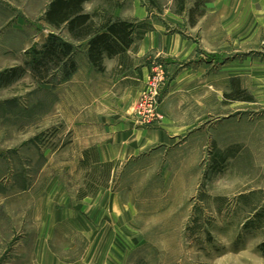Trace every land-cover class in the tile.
Segmentation results:
<instances>
[{
    "label": "rangeland",
    "instance_id": "374dc122",
    "mask_svg": "<svg viewBox=\"0 0 264 264\" xmlns=\"http://www.w3.org/2000/svg\"><path fill=\"white\" fill-rule=\"evenodd\" d=\"M4 1L0 74L17 72L0 80V264H264V79L235 78L264 37H209L215 0H90L95 21L133 23L134 45L145 27L197 45L183 67L150 53L91 71L87 42L43 20L52 0ZM51 33L74 48L68 78L32 70Z\"/></svg>",
    "mask_w": 264,
    "mask_h": 264
},
{
    "label": "crops",
    "instance_id": "0c3cea01",
    "mask_svg": "<svg viewBox=\"0 0 264 264\" xmlns=\"http://www.w3.org/2000/svg\"><path fill=\"white\" fill-rule=\"evenodd\" d=\"M223 3L220 4L218 0H215L208 4V9H206L207 14L205 13L204 16L201 18H208L209 24V37L211 38H225V48L228 47L229 39L232 38H240V40L248 39L251 37H264V0H222ZM4 0H0V6L5 5ZM228 6L233 7L234 13H230L228 11ZM200 19V21H201ZM214 27V28H213ZM20 49H23V42L24 36L22 35V40ZM135 46V48H134ZM217 46V45H216ZM218 47V46H217ZM134 49L132 54H130L129 50ZM123 54V56H127L126 58L132 59L133 62L136 64L142 58L147 56L150 53H155L156 56L162 55L164 60H168V65H176L179 67H183L185 63L189 62L192 58L196 55L197 45L196 43H192V41L186 40L182 35L179 34H165L162 29L159 30H150L146 32L143 37L134 45V43L128 48ZM227 50V49H226ZM227 53V52H226ZM225 53V54H226ZM127 54V55H126ZM121 55L114 56L113 58H108V65L114 66L115 68L119 69L122 66H119V59ZM87 58V57H86ZM138 58V59H137ZM216 58H220L218 53L209 54L207 56V63L211 66V61H216ZM170 59V61H169ZM211 59V60H209ZM113 60L114 63H113ZM85 66L91 71L93 70V65L88 61L85 60ZM247 62V59L244 60L242 63ZM173 63V64H172ZM175 63V64H174ZM229 63V62H227ZM224 65V67L227 65ZM134 64V65H135ZM256 65L252 67V73L249 72L248 67H243L240 70L239 75H236L235 78L239 77L242 79V83L246 84H255L260 79H264V60L258 59ZM243 65V64H242ZM136 66V65H135ZM186 67H190L186 66ZM151 66L149 64L145 65V67L141 69H132V73L134 77H141L142 79L146 78L151 70ZM185 69V67L183 68ZM187 69V68H186ZM131 70V69H130ZM179 73H177L173 79L178 78ZM183 75H187L184 73ZM216 76V72H215ZM234 78V77H232ZM72 79V78H71ZM130 79V76H126V78H121L120 80ZM185 79V78H184ZM249 87V86H247ZM186 92L185 89L178 90L177 92ZM190 91V90H189ZM262 91L260 90H256ZM176 92V91H174ZM188 92V91H187ZM252 99L256 103L259 101V97H254ZM100 101L98 97L97 102ZM116 156L112 157L113 159L110 160H117L114 159ZM75 228H77L75 226ZM47 252V251H46ZM46 257L45 260L48 264L56 263V258L52 255V253H42ZM41 255V256H43Z\"/></svg>",
    "mask_w": 264,
    "mask_h": 264
},
{
    "label": "trees",
    "instance_id": "16d2710c",
    "mask_svg": "<svg viewBox=\"0 0 264 264\" xmlns=\"http://www.w3.org/2000/svg\"><path fill=\"white\" fill-rule=\"evenodd\" d=\"M90 0H52L44 13L43 20L57 31L65 30L75 42H87V60L98 70L104 58H113L123 55L132 44V36L135 27L129 21L100 17V21L94 20L95 16L84 13L83 5ZM197 6V4H196ZM146 25V24H145ZM150 28L145 27L143 33ZM135 33V34H134ZM40 51L34 52L32 70L36 76L44 78L50 70L62 72L63 78H68L76 70L71 56L74 48L59 40L57 36H49L41 46ZM63 60H67L63 63ZM17 69H9L0 74V80L10 82ZM264 251V243L261 245Z\"/></svg>",
    "mask_w": 264,
    "mask_h": 264
},
{
    "label": "water",
    "instance_id": "95a60500",
    "mask_svg": "<svg viewBox=\"0 0 264 264\" xmlns=\"http://www.w3.org/2000/svg\"><path fill=\"white\" fill-rule=\"evenodd\" d=\"M50 35H51V36H55V35H54V34H52V33H51Z\"/></svg>",
    "mask_w": 264,
    "mask_h": 264
}]
</instances>
